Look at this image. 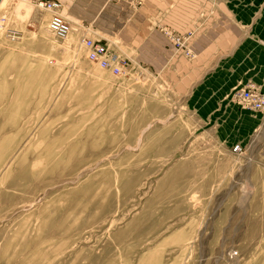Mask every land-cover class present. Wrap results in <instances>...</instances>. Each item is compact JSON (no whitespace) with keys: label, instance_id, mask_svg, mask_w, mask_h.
I'll return each mask as SVG.
<instances>
[{"label":"rangeland","instance_id":"obj_1","mask_svg":"<svg viewBox=\"0 0 264 264\" xmlns=\"http://www.w3.org/2000/svg\"><path fill=\"white\" fill-rule=\"evenodd\" d=\"M36 2L0 1V264H264V133L247 130L223 29L198 52L157 24L166 47L148 57L142 0H70L67 39ZM87 37L121 75L86 58Z\"/></svg>","mask_w":264,"mask_h":264},{"label":"crops","instance_id":"obj_2","mask_svg":"<svg viewBox=\"0 0 264 264\" xmlns=\"http://www.w3.org/2000/svg\"><path fill=\"white\" fill-rule=\"evenodd\" d=\"M142 1V26L145 29L144 43L148 57L149 51L157 56L166 47L165 38L156 34L157 24L167 23L182 32L192 31L191 42L198 52L208 40V36L201 31L223 29L222 38L217 37L216 41L218 45L224 46L228 74L231 73L232 60V86L253 85L264 91V0ZM61 2L70 9V0ZM93 6L98 7L99 4L94 3ZM114 6L110 14L117 26L128 13L120 4ZM155 62L157 60L152 59V64ZM244 109L248 113L247 130L254 134L262 127L264 133V110L255 112Z\"/></svg>","mask_w":264,"mask_h":264},{"label":"built area","instance_id":"obj_3","mask_svg":"<svg viewBox=\"0 0 264 264\" xmlns=\"http://www.w3.org/2000/svg\"><path fill=\"white\" fill-rule=\"evenodd\" d=\"M38 8H42L51 14L50 28L57 34L60 39H67L72 33V27L67 18L62 15L63 3L60 0H36ZM3 18L0 17V25ZM183 43V42H182ZM86 58L97 64L101 69L110 71L113 75H121L123 72V64L119 58L111 53L107 42L95 40L91 37L82 40ZM236 98L242 103L243 107L255 112L264 110V91L253 85H246L236 89ZM236 151H240L239 145L234 147Z\"/></svg>","mask_w":264,"mask_h":264},{"label":"bare ground","instance_id":"obj_4","mask_svg":"<svg viewBox=\"0 0 264 264\" xmlns=\"http://www.w3.org/2000/svg\"><path fill=\"white\" fill-rule=\"evenodd\" d=\"M54 34V38L56 39H60V37L57 35V34H55V33H53Z\"/></svg>","mask_w":264,"mask_h":264},{"label":"water","instance_id":"obj_5","mask_svg":"<svg viewBox=\"0 0 264 264\" xmlns=\"http://www.w3.org/2000/svg\"><path fill=\"white\" fill-rule=\"evenodd\" d=\"M1 1V0H0Z\"/></svg>","mask_w":264,"mask_h":264}]
</instances>
